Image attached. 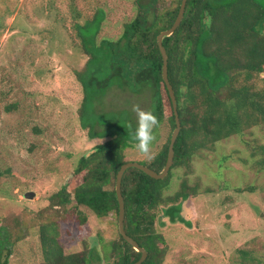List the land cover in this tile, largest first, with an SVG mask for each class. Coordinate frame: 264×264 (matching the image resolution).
I'll use <instances>...</instances> for the list:
<instances>
[{
    "label": "rangeland",
    "instance_id": "374dc122",
    "mask_svg": "<svg viewBox=\"0 0 264 264\" xmlns=\"http://www.w3.org/2000/svg\"><path fill=\"white\" fill-rule=\"evenodd\" d=\"M155 3L165 14L178 0ZM97 7L107 13L100 39L119 38L139 9L135 0H0V227L14 236L25 234L12 247L9 264L42 262L37 231L43 219L58 222L66 254L82 250L85 243L104 246L120 240L115 214L99 218L75 201L65 208L51 205L52 195L65 187L72 193L81 184L84 173L75 172L80 159L106 140L89 139L79 118L83 91L77 71L88 57L78 47L74 10L86 19ZM253 83L264 87V72ZM150 104L147 97L113 88L101 108L127 109L137 117L133 107L150 111ZM170 130L168 122L160 127L152 153L160 151ZM262 147L264 126L194 156L189 182L198 185L199 195L183 205L192 226L172 225L158 212L156 230L167 246L164 264H241V251L264 264ZM125 153L130 162L150 161L135 148ZM185 171L175 170L167 195L178 189ZM29 192L35 193L33 199L25 197ZM159 220L167 225L160 226Z\"/></svg>",
    "mask_w": 264,
    "mask_h": 264
},
{
    "label": "trees",
    "instance_id": "16d2710c",
    "mask_svg": "<svg viewBox=\"0 0 264 264\" xmlns=\"http://www.w3.org/2000/svg\"><path fill=\"white\" fill-rule=\"evenodd\" d=\"M155 1L135 0L138 14L124 24L116 39L99 38L107 18L104 8L97 7L86 19L74 10L78 47L88 57L77 71L83 91L79 118L89 139L106 140L80 159L75 172L84 173L81 184L72 193L65 187L52 195V206L65 208L75 201L77 207H87L99 218L110 214L118 218L116 179L121 166L130 162L126 150L135 148L131 133L137 117L127 109L103 111L104 99L113 88L150 99V111L158 120L155 139L160 127L169 123L167 141L155 158L138 162L158 173L164 170L176 119L157 38L173 26L182 0L165 14L159 13ZM163 45L181 122L173 166L164 179L130 168L122 181L124 228L148 253L142 264L165 263L166 240L156 230L159 210L172 225L192 226L183 215V205L199 195L198 185L189 182L194 156L233 136L242 137L247 129L264 126V87L252 84L264 72V0H188L180 26L163 39ZM258 165L264 167V159ZM183 167L180 186L167 195L175 170ZM80 214V222L86 224L87 217ZM159 225L165 227L167 222L159 220ZM18 234L0 227V264H9L12 247L25 238ZM37 236L40 264H135L142 256L120 232L118 241L104 246L94 241L92 247L85 243V248L71 254L65 253L60 241L58 222L43 219ZM241 253V264H262L253 262L256 257L250 252Z\"/></svg>",
    "mask_w": 264,
    "mask_h": 264
},
{
    "label": "water",
    "instance_id": "95a60500",
    "mask_svg": "<svg viewBox=\"0 0 264 264\" xmlns=\"http://www.w3.org/2000/svg\"><path fill=\"white\" fill-rule=\"evenodd\" d=\"M187 2H188V0H182L178 16H177L173 26L170 29L163 31L157 38L158 45H159V48H160V51H161V54L163 57V79H164V82H165L167 89L169 91L170 97L172 99L174 112H175V119H176V128H175V130L172 134V137H171V142L169 145V152H168V158H167L166 166L161 173H158V172L150 169L149 167H147L141 163L127 162L121 166V168L117 174V179H116V194H117V198H118V202H119V216H118L119 232L126 242H128L134 249H136L138 252H140L142 254L140 260L138 262H136L135 264H142L147 259L148 253L144 248L140 247L138 242L135 241L132 237H130L125 231L124 220H125L126 210H125V201H124V197L122 194V181H123V176H124L125 172L130 168H137V169L143 171L144 173H146L147 175H149L150 177H152L154 179H164L168 175L171 167L173 166L174 156H175L174 147H175V143H176L178 136L180 134V131H181V122H180V118H179V114H178V103H177L175 91H174V88H173V86L169 80L168 55H167V51L163 45V39L165 37L171 36L177 30V28L180 26V24L184 18V15H185ZM34 196H35V193H33V192H29L25 195V197L27 199H33Z\"/></svg>",
    "mask_w": 264,
    "mask_h": 264
},
{
    "label": "clouds",
    "instance_id": "9594fccd",
    "mask_svg": "<svg viewBox=\"0 0 264 264\" xmlns=\"http://www.w3.org/2000/svg\"><path fill=\"white\" fill-rule=\"evenodd\" d=\"M133 111L137 115V124L131 133L134 147L149 160L154 159L155 154L151 151V145L155 140L157 117L151 111L142 110L138 105L133 107Z\"/></svg>",
    "mask_w": 264,
    "mask_h": 264
}]
</instances>
